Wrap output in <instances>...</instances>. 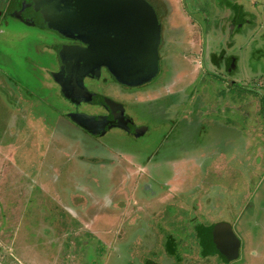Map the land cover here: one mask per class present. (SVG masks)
Masks as SVG:
<instances>
[{
    "label": "rangeland",
    "instance_id": "rangeland-1",
    "mask_svg": "<svg viewBox=\"0 0 264 264\" xmlns=\"http://www.w3.org/2000/svg\"><path fill=\"white\" fill-rule=\"evenodd\" d=\"M6 1L0 0L3 13ZM158 1L169 18L160 26L162 68L151 85L125 89L111 80L90 85L118 101L128 116L149 126L151 131L139 142L116 129L97 143L64 119L52 131L46 121L52 124L56 116H67L76 108L65 102L48 72L33 71V65L53 67L51 51L44 57L34 55L33 46L42 44L32 31L20 33V24L10 23L19 32L0 34V254L6 255V249L9 253L14 241L12 250L20 264H234L233 259L229 263L223 256H214L215 250L205 254L202 250L206 230L224 221L238 230V237H244L245 246L248 236L251 243L254 237L263 241L264 0H239L252 13V23L240 33L233 24H242L239 14L244 15L239 7L237 16L231 12L228 0ZM221 1L223 8L218 5ZM244 13L247 20L249 15ZM236 58V70L231 73L230 61ZM171 87L183 90L172 88L168 93ZM81 111L99 112L91 105ZM86 114L73 117L81 119ZM74 123L80 125L78 120ZM70 132L74 133L66 142L75 151L66 153L57 136ZM39 138L41 144L35 148ZM162 140L169 144H164L154 167L149 165L151 172L136 163L139 158L123 157L122 165L130 168L129 184L123 181L124 171L113 172L95 162L97 157L119 160L116 153L131 150L149 154ZM86 153L95 160H81ZM151 157L145 156L144 161ZM132 183L138 184L140 196ZM13 186L18 190L14 189L10 200L3 191ZM110 191L115 197L123 192L131 195L128 203H138L137 212L126 209L119 228L108 225L115 224L113 215L119 213L111 198L99 208L80 204L83 197L105 198ZM158 200L159 206L153 203ZM78 203L82 209L71 213ZM107 209L113 221L107 220L104 226L98 221L96 229L90 230L97 216L107 215ZM135 226L144 229L134 231ZM171 238L176 245L169 244ZM232 247L237 253L242 250L235 243ZM249 252L247 247L242 250L246 256ZM256 261L250 257L244 264Z\"/></svg>",
    "mask_w": 264,
    "mask_h": 264
},
{
    "label": "water",
    "instance_id": "water-1",
    "mask_svg": "<svg viewBox=\"0 0 264 264\" xmlns=\"http://www.w3.org/2000/svg\"><path fill=\"white\" fill-rule=\"evenodd\" d=\"M22 17H30L47 28L91 43H100L102 63L128 85L149 81L158 67L160 25L144 0H16ZM29 12V13H28ZM30 14V15H29ZM65 49V48H63ZM86 55L88 53L86 52ZM99 63L97 64V66ZM81 119L80 125L85 124ZM88 125V124H87ZM206 247L225 260L234 259L232 244L221 231ZM213 241V244H212ZM210 245V246H209Z\"/></svg>",
    "mask_w": 264,
    "mask_h": 264
},
{
    "label": "flooded vegetation",
    "instance_id": "flooded-vegetation-1",
    "mask_svg": "<svg viewBox=\"0 0 264 264\" xmlns=\"http://www.w3.org/2000/svg\"><path fill=\"white\" fill-rule=\"evenodd\" d=\"M6 3L7 6L4 13L0 11V34L10 31L19 32V29L14 30L13 27L16 26L11 27L10 23L20 24L19 26L22 29L20 33H26L28 30L32 31L34 37L40 42V44H42V46L39 45V47H37L38 45L33 46L34 55L44 57L46 53L51 51L50 55L54 58L52 68H55V71L51 70L52 68L46 67L44 64L39 66L33 65V71L37 72V69L40 72H48V75L59 88L65 102L70 103L76 108L73 113L71 112L67 114V117L71 121L74 120L71 118L73 117V114L74 116L81 113L86 114L81 111V108L86 105H91L97 107L99 112L95 115L86 114L85 117H83L86 125H79L89 133L101 135L114 129L121 130L125 133L136 131L134 124L126 114L124 107L115 99L96 92L90 85L95 83H97V85H104L111 80L125 89H128L129 87L140 88L146 86V83L151 79L137 85L123 83L115 77L111 68L102 63L101 60H103V56L101 57V44L95 42L96 40L94 39L96 38L91 40V42H94L93 45L79 38H71L70 36L53 31L46 26H43L41 23H37L30 17H22L20 14H22L21 12L24 8L19 9L22 5L19 6V2L16 0H7ZM233 5L238 4L232 3L230 8V11L236 15L238 14L236 13L238 8L236 7L235 9H232ZM239 17L242 18L240 14ZM248 18L249 17H247V20H244L245 24H240L242 29L250 23ZM236 22H238V19ZM240 25L234 21V30L236 31V29H239ZM45 32H49L52 35L48 34V38H45ZM41 47L44 50H42ZM86 52L88 55H86ZM98 63L99 65L97 66ZM159 64L158 52V67L156 74L152 79L158 75ZM22 71L24 72V70ZM96 89H98V87H96ZM4 92L6 91L4 90ZM228 241L230 240L228 239ZM213 252L214 256H221L216 251ZM234 252L236 253V251Z\"/></svg>",
    "mask_w": 264,
    "mask_h": 264
},
{
    "label": "crops",
    "instance_id": "crops-1",
    "mask_svg": "<svg viewBox=\"0 0 264 264\" xmlns=\"http://www.w3.org/2000/svg\"><path fill=\"white\" fill-rule=\"evenodd\" d=\"M144 1H146L150 6H151V9H153V11L155 12V14H156V17L158 18V23H159V25L161 26V24H162V20H164V19H167V18H169V13L168 14H166L167 13V11H166V9H163V6H161L160 5V3H159V1L158 0H144ZM227 3H226V6H228V8L230 9L231 8V4H232V0H228V1H226ZM230 3V4H229ZM173 4V3H172ZM233 4H238V5H233L232 6V9H235L236 7L238 8H241V11H242V14L244 15V18H245V13H244V11H246L247 12V14L249 15V20H250V18L252 17V13H250L249 12V9L248 8H246V6H248V5H245V4H242V3H240L239 4V0H237V2H235V3H233ZM165 5H166V3H165ZM169 5H170V3H169ZM218 5L219 6H221V8H223L222 6H223V2L221 1L220 3H218ZM171 6V5H170ZM171 13H172V11H171ZM236 13H238L237 11H236ZM239 13H240V10H239ZM166 14V15H165ZM168 15V16H167ZM185 18L187 19V21H188V23H190L191 22V19L189 18V17H187V16H185ZM243 17H242V19L243 20H245ZM172 18H170V20H171ZM238 19H239V17H238ZM252 23V21L250 20V23L249 24H251ZM243 24H245L244 22H243ZM248 24V25H249ZM247 26V25H246ZM161 28V27H160ZM234 29V28H233ZM240 30H243L242 28H241V25L239 26V29H236V33H240L241 31ZM234 32V33H235ZM161 37H162V35H161ZM161 41V40H160ZM159 47H160V43H159ZM42 48V47H41ZM13 50H15V49H13ZM15 52H17V51H15ZM158 52H159V48H158ZM259 52V51H258ZM257 52V53H258ZM253 57H255V52H253V55H252ZM159 59H160V56H159ZM256 59H258V58H256ZM232 64H233V67H232V69H229L228 71H230L231 73L234 71V70H236V64H237V58L236 59H234V60H231L230 61ZM161 68L162 67H159L158 68V74L160 73V71H161ZM262 72H264V70L262 71ZM158 75H156L153 79H151L149 82H147L146 84L147 85H151V83L153 82V80L157 77ZM7 82L8 83H10V85H11V82H10V80L9 79H7ZM7 86H9V85H7ZM12 86V85H11ZM162 88V87H161ZM172 88H178L179 89V87H171L170 89H169V91H168V93L169 92H171L172 90ZM17 89V88H16ZM160 88H158L157 89V91L159 90ZM171 90V91H170ZM179 90H183V88H181V89H179ZM12 94V93H11ZM1 97H6V98H8L7 96H5V95H2ZM7 100V99H6ZM2 101H4V100H2ZM33 102V101H32ZM142 102H144V101H140V102H138V103H142ZM33 104V103H32ZM28 105V104H27ZM138 106V105H137ZM128 116V115H127ZM57 117V119L56 120H54V122L51 124V120H49V121H46L47 122V124H49L50 125V128H53L52 129V131H55L56 130V128L59 126V124H58V122H60V120L59 119H64V120H69L72 124H75V125H77L78 127L77 128H79V129H81V130H84L85 132H82L83 134H89L91 137H92V139H93V141L94 142H102L101 141V139L102 138H104L107 134H108V132H106V133H104V134H101V135H95V134H92V133H89L87 130H85V129H83L81 126H79L77 123H74L73 121H71L67 116H63V115H59V116H56ZM130 119H131V121H132V123L134 124V127H135V129H136V131H131L130 133H125L126 135H128L129 137H130V140H135V141H140V140H142L143 139V137H145L147 134H149V132L151 131V129L149 128V126L148 125H146V123H143L142 121H138L137 119H135V117H132V116H128ZM25 126H26V124H25ZM24 131H26V128L23 130V133H25ZM35 131L36 132H38V128H36L35 129ZM111 131H116V129H114V130H111ZM111 131H109V132H111ZM41 132V131H40ZM74 132H70L69 134H65V133H61L60 135H58L57 136V139L59 140V143H60V145L61 146H64V152H66L67 153V150L70 152V151H75L74 149H73V146L72 145H70L69 146V143H67L66 141L67 140H69L70 138H71V134H73ZM41 138V137H40ZM40 138L38 139V141L36 140V142L37 143H33V146L36 148L38 145L37 144H41L40 143ZM95 139V140H94ZM164 140V139H163ZM162 140V143L160 144V147H158L155 151H150V153L149 154H145V153H142L140 150H131L130 152H124V154H119V153H116V155H114V156H118V158H119V160H116V159H104V158H100V157H97V159H96V163L99 165L100 164V166H104V167H109V168H111V169H113L112 171L113 172H119V173H121V172H123L124 171V174H126V175H124V177H125V179L123 178V181L125 182V183H128V181H129V178H130V168L128 167V166H125V165H122L123 163V161H124V158L125 157H131V159H133L134 160V158H139L137 161H136V163H140L141 165H144V167H146V170H148V171H152V169H151V167L149 168V165H151V166H153L154 167V163L155 162H157L159 159H160V157L162 156V153H163V151L165 150V148H164V144H169V142L168 141H163ZM165 140H169V136L167 135V137L165 138ZM64 141H65V143H64ZM166 142V143H165ZM68 145V146H67ZM162 145V146H161ZM13 146H15L14 144H13ZM8 148H11V147H8ZM12 148H14V147H12ZM106 149H108V147H106ZM112 149V148H111ZM93 150H95V149H93ZM91 151V153H93V155L94 154H96V153H94V151ZM79 152H76V154H78ZM109 155H110V153H108ZM7 155H8V153H7ZM74 156H76L75 154H73ZM147 155H149V156H152L151 158H150V160L146 163V161H144V157L145 156H147ZM114 156H112V157H114ZM92 155L91 154H87L86 153V158H84V159H81V160H83V161H85V162H92V161H94V160H92ZM124 157V158H123ZM116 158V157H115ZM122 158V159H121ZM164 160H165V165L166 166H170L171 164H169V160L168 159H161V162L163 163L164 162ZM115 161H120V164L119 163H117V162H115ZM143 167V166H142ZM14 168H16L15 166H14ZM17 169V168H16ZM136 169V168H135ZM1 172V171H0ZM9 177H11V178H13L14 179V176L13 175H11L10 176V174H9ZM111 177L112 178H109V180L111 181V182H113V179H115V177L113 176V175H111ZM123 182V183H124ZM12 183H13V180H12ZM129 184V183H128ZM136 184V185H135ZM132 185L134 186V189H135V187L137 188L136 189V191H134V193L135 194H137L138 196H140L138 193H139V186H138V184L137 183H132ZM113 186H115V182H113ZM11 191H10V190ZM14 189H17L18 190V187H15V186H13L12 187V189H11V187L10 188H7L6 189V191H3L5 194H6V197L8 196V198L10 199V200H13V194H14ZM111 191H112V188L110 189ZM110 191V192H111ZM16 194H17V192H15ZM113 195V192H111L110 193V195H108L107 197H105V198H100V197H94V196H91V197H83V200L81 201V203L80 204H83L84 202H86L85 203V207L86 208H89L90 206H96V208L98 207H100V206H97V205H104L105 203H107V199H112L111 200V202L112 203H114V204H117V206L114 208L116 211H118L119 213H115V215H118V217H115L114 215H113V213H111V212H109V209H107V211L105 212V213H107V215L106 214H103V215H101V216H97V219L95 220L96 222L95 223H93L92 225H90V230L92 229H96V225H97V223H98V221H99V223L98 224H103V226L105 225V224H107L108 222H106L107 220H111V221H113V219H108V218H112V215H113V218L116 220L115 221V224H108V225H113L112 227H115L116 226V224H117V227L119 226V223L121 222V221H123L124 219H123V216H124V214L128 211V210H130V209H136L137 210V201L136 200H132L131 201V203H128V201H127V199L128 198H130V197H132L131 195L130 196H125L124 195V192H123V194H121V197H120V195H119V197H115L114 195ZM72 196V195H71ZM70 196V197H71ZM77 196V195H76ZM134 197H136L135 195H134ZM74 198H75V196H74ZM154 198H156V196H154ZM134 199V198H133ZM157 200V199H156ZM133 201H135V203L133 204L132 202ZM161 200H158V202H154L153 201V203H155V204H158V206H159V202H160ZM119 203H120V206H119ZM126 203H127V205H126ZM136 206V207H131V206ZM76 209H82L81 207H80V205H79V203L78 204H76V206H75V208L73 209V210H71V213H73V211H75ZM126 209H127V211H126ZM135 210V212H137ZM155 211H157V210H155ZM134 212V213H135ZM103 213V212H102ZM142 213V212H141ZM156 213V212H155ZM109 214V215H108ZM128 214H130V213H128ZM74 215V214H73ZM143 215V214H142ZM75 216V215H74ZM111 216V217H110ZM169 215H167V217H168ZM150 217V216H149ZM96 218V217H95ZM94 218V219H95ZM93 219V220H94ZM140 220H142L141 219V216H140V218H139ZM138 218L137 219H135L136 221H138L139 220ZM162 219V218H161ZM238 219H240V217L238 218ZM125 222V221H124ZM139 223H140V221H139ZM253 223H256L255 221H253ZM220 224V223H219ZM221 224H229L231 227V231H230V229H228L230 232H231V234H232V236H237L236 234H240L239 232H238V230L236 229V232L233 230V228H234V226L232 225V224H230L229 222H226V221H224V222H222ZM252 227V224L250 223L249 224V227ZM119 228V227H118ZM126 228H128L129 229V231H130V229H133V228H131V226H128L127 227V225H126ZM136 230H134V231H139V230H142V229H144V228H142L141 226H135L134 227ZM133 231V232H134ZM112 231L110 230L109 231V234L111 233ZM111 234H113V233H111ZM252 235L253 233H250L249 232V234L248 235ZM253 236H254V234H253ZM238 237V236H237ZM249 237L250 236H248L247 238V240H246V246L244 245L245 244V242H244V237H241V235H239V237L236 239V238H234V239H236L237 240V244H238V247L237 248H240V250L242 249V250H244L246 247L247 248H249V254H247L248 256H246L245 255V253L243 254L242 253V250H241V252L239 251L238 253H237V251H236V257L233 259L234 260V264H244V262L245 263H247V262H249L250 261V257H253V258H255L257 261H256V264H263V262H264V258H261L263 255H264V239H263V241L261 242V239L259 240V241H256V238L254 237V243H251L252 241L249 239ZM0 238H3V236H1L0 235ZM172 240H169V244L170 245H172V244H174V245H176V242H175V240L173 239V238H171ZM244 239V240H243ZM13 242L14 241H12V243H11V248H10V252L8 253V252H6L7 251V249L5 250V253H6V255H4V254H0V258H1V260L2 261H0L1 262V264L2 263H4V264H11V263H13V261L14 262H16L17 264H20V262H18V259L16 258V256L14 255V250H12L13 249ZM230 243H232V244H234L232 241H230ZM10 244V243H9ZM8 244V245H9ZM257 245V248L256 249H254V248H251L252 247V245ZM9 247V246H8ZM236 248V249H237ZM1 253H3V251L1 252ZM239 253H240V257H239ZM216 257H218V258H220L219 256H216ZM238 257H239V259H238ZM242 258H243V260H242ZM230 262H232V261H229V263ZM228 264V263H227ZM231 264H233V262L231 263Z\"/></svg>",
    "mask_w": 264,
    "mask_h": 264
},
{
    "label": "trees",
    "instance_id": "trees-1",
    "mask_svg": "<svg viewBox=\"0 0 264 264\" xmlns=\"http://www.w3.org/2000/svg\"><path fill=\"white\" fill-rule=\"evenodd\" d=\"M152 10V9H151ZM224 225V226H223ZM231 226L229 224H216L214 227H209L206 231L208 232V235L206 236V240L204 241V244L202 245L203 247V253L205 254L206 250L207 252L210 251V248L209 249L206 247V245L209 243L208 241V237H211L215 232H217L218 230L221 231V233L226 236L230 241H232L233 243H235L236 245V248L238 247V244H237V238L234 239L235 237L232 236L231 234ZM215 228V229H214ZM224 228V229H223ZM230 229V231L228 230ZM234 237V238H233ZM210 246V245H209ZM234 247V246H233ZM206 252V253H207Z\"/></svg>",
    "mask_w": 264,
    "mask_h": 264
}]
</instances>
